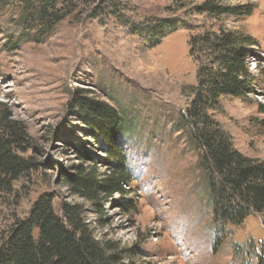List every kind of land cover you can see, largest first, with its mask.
Segmentation results:
<instances>
[{
  "label": "rangeland",
  "instance_id": "rangeland-1",
  "mask_svg": "<svg viewBox=\"0 0 264 264\" xmlns=\"http://www.w3.org/2000/svg\"><path fill=\"white\" fill-rule=\"evenodd\" d=\"M64 1L70 15L40 43L26 41L35 29L22 24L21 0L0 8V111L22 132L14 154L32 163L0 188V248L44 197L59 217L63 205L76 207L96 240L127 254L122 264H258L261 217L215 224L207 174L183 121L196 86L190 37L222 26L248 34L257 43L253 93L222 97L207 114L233 150L264 163V0H226L251 13L218 18L196 10L210 0ZM76 101L123 121L109 146H118L132 180L124 193L89 201L68 183L77 167L100 179L111 173L108 146L88 126L98 122L77 115Z\"/></svg>",
  "mask_w": 264,
  "mask_h": 264
},
{
  "label": "trees",
  "instance_id": "trees-1",
  "mask_svg": "<svg viewBox=\"0 0 264 264\" xmlns=\"http://www.w3.org/2000/svg\"><path fill=\"white\" fill-rule=\"evenodd\" d=\"M10 1L0 0V8ZM111 1L102 0V3L115 7ZM225 1L210 0L196 10L217 18L250 15L251 9L243 13L240 10L246 7ZM21 3L22 24L35 29V34L26 41L33 43L47 38L71 13L64 0H21ZM92 17L97 16L94 13ZM159 41L153 40L152 45H159ZM188 44L189 57L196 65V86L191 91L193 99L183 125L201 155L214 222L221 229L239 227L247 217L259 215L264 227V163L233 150L228 135L207 114L222 97L246 99L253 93L256 77L249 70V61L256 57L257 43L246 33L222 26L190 37ZM76 105L77 115L98 122L88 126L108 146L111 173L100 179L94 168L77 167L68 183L89 201L97 199L99 194L110 197L112 193H124L123 188L132 180L118 146L110 149L123 131V121L96 103L76 101ZM260 111L264 113L263 109ZM23 143L20 129L8 121L6 111H0V188L15 182L32 167L30 161L13 152L22 148ZM60 212L59 217L47 198L39 199L29 216L10 228L0 248V264H122L127 254L111 241L96 240L81 221L76 207L63 205ZM255 255L258 264H264V245L260 255Z\"/></svg>",
  "mask_w": 264,
  "mask_h": 264
}]
</instances>
